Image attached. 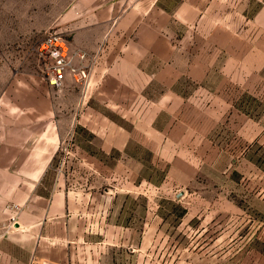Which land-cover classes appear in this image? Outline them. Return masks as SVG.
<instances>
[{
  "label": "crops",
  "instance_id": "crops-1",
  "mask_svg": "<svg viewBox=\"0 0 264 264\" xmlns=\"http://www.w3.org/2000/svg\"><path fill=\"white\" fill-rule=\"evenodd\" d=\"M199 1L67 0L60 18L84 21L82 32L74 33L76 46L97 53V61L90 59L83 102L90 104L94 97L121 109L145 102L146 114L140 112L151 119L141 143L147 149H155L156 102L166 107L164 102L185 100L174 87L180 78L206 84L218 73L223 83L243 84L264 68V0H242V7L233 0ZM42 8L40 1L31 6L28 0H0V37L32 36L41 28L26 22L41 21ZM236 15L245 24L234 23ZM15 21L24 24L16 28ZM95 24L101 26L98 36L111 38L105 49L79 39L78 34L95 35ZM23 51L0 44V222L11 212L7 204L23 206L15 228L0 239V264H97L108 254L116 259L124 245L125 223L116 212L121 211L120 190L76 186L58 171L57 158L62 135L78 121L92 132L104 127L106 152L126 150L130 139L108 138L112 131L92 119L104 116L99 110L60 108L59 93L69 95L72 79L56 88L10 56ZM155 83L165 86L157 96ZM118 132L123 133L122 126ZM127 224L133 230V222ZM143 239L126 236L131 255Z\"/></svg>",
  "mask_w": 264,
  "mask_h": 264
},
{
  "label": "rangeland",
  "instance_id": "rangeland-1",
  "mask_svg": "<svg viewBox=\"0 0 264 264\" xmlns=\"http://www.w3.org/2000/svg\"><path fill=\"white\" fill-rule=\"evenodd\" d=\"M39 1L42 20L26 24L41 29L27 37H0V44L23 48L21 53H11L12 59L18 56L28 71L45 78L35 47L47 30H64L70 44L76 46L74 33L82 32L85 25L78 18L60 20L67 0H28V4ZM234 1L243 6L242 0ZM245 22L236 15L234 23ZM12 24L19 28L24 22ZM92 28L95 35L78 34L79 39L105 49L111 38L98 36L99 24ZM152 62L160 63L155 58ZM68 78L74 89L69 95L59 93L60 108L99 110L104 116L92 119L112 131L108 138L130 139L126 150L106 152L101 148L106 141L104 127L92 132L78 121L60 140L57 167L68 181L78 187L120 190L121 211L116 212L125 223L122 254L116 259L111 254L101 256L97 264H264V68L243 84L235 79L223 83L218 73L206 84L180 78L174 87L185 100L164 102L166 107L156 102L153 150L141 143L146 141L143 129L150 127L151 119L144 115L145 102L122 109L94 97L90 104L84 103L88 81ZM164 88L155 83L156 96ZM119 126L123 133L118 132ZM63 141L69 143L67 151L61 148ZM130 221L133 230L127 228ZM130 233L140 242L144 238L133 255L126 245Z\"/></svg>",
  "mask_w": 264,
  "mask_h": 264
},
{
  "label": "built area",
  "instance_id": "built-area-1",
  "mask_svg": "<svg viewBox=\"0 0 264 264\" xmlns=\"http://www.w3.org/2000/svg\"><path fill=\"white\" fill-rule=\"evenodd\" d=\"M42 61L47 81L55 86L64 85L68 77L79 82H87L91 76V61H97V53L90 54L81 46H72L64 30L50 28L41 42L35 47ZM68 142L63 141L61 148L68 150ZM11 212L5 222H0V239L11 232L19 218L23 206L13 202L7 204Z\"/></svg>",
  "mask_w": 264,
  "mask_h": 264
}]
</instances>
